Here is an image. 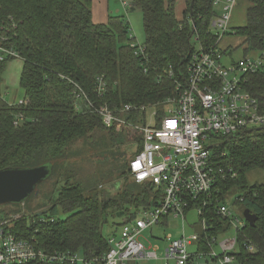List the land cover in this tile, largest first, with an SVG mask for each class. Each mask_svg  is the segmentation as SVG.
<instances>
[{
  "label": "trees",
  "instance_id": "obj_1",
  "mask_svg": "<svg viewBox=\"0 0 264 264\" xmlns=\"http://www.w3.org/2000/svg\"><path fill=\"white\" fill-rule=\"evenodd\" d=\"M177 1L131 0L128 5L142 14L144 61L130 47L129 25L123 16H109L106 24L92 21L94 0H0L1 43L23 62L19 86L26 101L11 105L4 99L5 72L14 58L1 60L0 170L52 167L23 204H6L26 207L27 201L33 200V212L18 209L4 215L23 213L10 225L15 236L34 240L45 252H70L76 257L81 253L84 260H90L104 256L108 239L117 235L106 238L101 233L110 217L123 212L122 221L128 222L141 209L158 205L161 195L151 185L131 180L128 162L121 165L132 145L136 146L133 155L141 151V132L135 126L144 124L146 113L132 112L131 125L120 132L107 130L98 115L75 110V92L78 86L98 107L111 110L124 105H155L157 116H161L157 107L177 98L176 83L185 85L187 80L189 59L195 51L192 37L203 50L215 43L211 30L215 0H183L181 20L175 14ZM246 1L245 22L227 32L241 39L245 54L259 52L264 45V0ZM100 77L106 86L102 98L95 94ZM242 88L264 111V68L243 76ZM106 141L109 146H105ZM88 150L114 159L110 168L104 162L99 175L107 177L116 170L125 183L119 187L116 181L108 184L111 179L92 180L96 170L81 174L75 161L84 163L90 158L93 153ZM212 162L236 173L235 178L221 181L220 197L236 193L235 204L256 217L253 225L245 221L235 233L232 255L236 263L264 264V184L247 180L254 170L264 173V127L218 139ZM61 213L67 216L60 219ZM211 216L216 228L207 233L198 231L197 250L203 253L209 251L208 244L217 231L229 227L224 219ZM245 245L253 246L254 252L249 253Z\"/></svg>",
  "mask_w": 264,
  "mask_h": 264
},
{
  "label": "built area",
  "instance_id": "obj_2",
  "mask_svg": "<svg viewBox=\"0 0 264 264\" xmlns=\"http://www.w3.org/2000/svg\"><path fill=\"white\" fill-rule=\"evenodd\" d=\"M220 2L215 0L214 6ZM122 5L124 8L128 6L125 2ZM236 5L237 0H224L223 14L215 15L211 23L214 45L206 50L201 47L195 49L188 65L185 85L176 83L179 95L161 103L165 105L160 108L161 116H157L155 105H124L115 110L107 106L98 107L76 86L75 110L80 112L85 109L98 115L106 129L114 128L120 132L123 127L131 125L129 118L132 112L146 113L144 124L135 126L141 132L142 147L129 159L128 171L136 184H149L161 195L157 206L141 209L132 220L122 221L119 233L108 239L109 249L104 256L83 259V264H128L157 260V247L147 249L139 238L147 229L160 226L163 221L166 226L169 218L184 222L190 211L197 213L199 231L203 233L216 228L211 215L224 219L229 223L228 229L234 226L236 232L244 227L245 220L233 218L225 203L228 195L220 197L221 181L235 178L236 173L230 167H218L212 162V151L218 146V139L264 127V111L242 88L243 76L264 68V45L256 58L241 59L230 68L222 64L226 50L221 45L229 31L230 14ZM1 40L0 61L8 57L20 59L16 52L3 46ZM130 47L137 56L146 60L143 45L133 42ZM168 75L171 77V72ZM105 87L103 78H98L95 94L99 98L104 96ZM21 104H26V101H19L18 105ZM147 112L152 121H148ZM22 215L0 217V264L78 263V257L70 252H45L36 247L34 240L18 238L10 232L9 228ZM222 230L225 229H219L217 234L226 232ZM198 235V232L189 236L183 233L177 239L167 235L169 243L161 258L165 261L163 264H190L194 258L205 257H209L214 264H237L232 255L236 246L235 237L219 243L212 237L207 253L197 249L190 252L189 247H197ZM216 244L220 248L219 253L214 250ZM245 246L249 253L254 252L253 246Z\"/></svg>",
  "mask_w": 264,
  "mask_h": 264
},
{
  "label": "rangeland",
  "instance_id": "obj_3",
  "mask_svg": "<svg viewBox=\"0 0 264 264\" xmlns=\"http://www.w3.org/2000/svg\"><path fill=\"white\" fill-rule=\"evenodd\" d=\"M221 1L218 5L214 6V11L216 12V15H222L223 14V6H224V0H218ZM125 2L127 5H131V0H108L109 3V16H123L124 20L129 25V33H128V39L132 40V43H138L140 45H144L145 37H144V31H143V23H142V14L138 9L130 10V6L123 7L122 3ZM249 3L246 0H239L237 3L236 8L234 11H231V19L230 22L234 24V27L236 28L239 26H242L245 22V13L246 8L248 7ZM177 9L179 8V2L176 3ZM175 6V9H176ZM108 16V17H109ZM228 42V43H227ZM241 39L236 36H225L222 41V48L226 50L224 58L222 60V64L226 68L232 67L233 63H236L237 61L244 59V58H256L260 55L259 52H248L247 54L244 53L243 48L240 47ZM191 43L193 47L198 50L199 49V43L196 41L195 37H192ZM224 44V45H223ZM234 46H237L235 49H231ZM230 47V49L228 48ZM16 61V59H12L8 62L7 69L5 72V82H4V99L9 102L11 105H17L19 101L25 100L24 97V91L22 88H20L19 83L14 84L13 86H10L7 88L6 80L8 77V70L10 67V64L12 62ZM165 107V105L157 107L158 109ZM147 119L148 121H152V118L150 117V113L147 112ZM108 130V129H107ZM105 146H109V143L106 141ZM76 147V146H75ZM101 147H104L101 145ZM136 150V146L132 145L128 150L125 151V154L121 160V165H124L126 162H128L129 158L133 155V153ZM69 152V151H68ZM87 152H92V156H88L90 158L85 159L84 163H79L77 160L75 161V168H78V171L81 174H92L94 170H96L95 176L92 178V180H104L108 182L110 180L112 183L116 181L121 187L125 180L119 178L120 172L116 170H112L111 174H109L107 177H104V175H99V171L103 168L104 162L107 161V164L110 167L114 166V159L108 155H104L100 151L96 150H88ZM97 154V155H96ZM96 155V156H95ZM73 161L69 163L70 165H73ZM104 178V179H103ZM247 180L250 184H264V173L260 170H254L247 175ZM44 188V187H43ZM238 195L236 193L229 194L225 198V203L227 204L229 210L232 213L233 218L244 220L243 218V212L244 207L239 204H235V197ZM40 200H38L39 202ZM21 209L26 213L33 212L34 206H33V200H28L26 203V207H22V205H1L0 206V217L4 218L5 214H8L12 210H18ZM67 216L65 213L59 214L60 219H64ZM122 223V218H112L110 217L106 223L101 229V233L104 237L108 238L110 235L118 234L120 230V226ZM199 221L197 217V213L195 211H190L187 213L185 221L181 222L180 220L168 219V224L166 226H153L151 229H147L142 236L139 238V242H141L145 248H151L154 249L157 247V254L158 259L157 260H148L153 264H163L165 261H163L161 258L164 257L165 254V248L168 245V241L166 239L167 235L172 236L173 239L179 238L183 233L187 236H189L193 232L199 231ZM236 230L234 226L230 227L226 232L223 234H219L215 236L216 242L219 243L220 241L224 239L233 238L235 236ZM194 247H189V251H193ZM214 250L219 253L220 248L216 244L214 245ZM78 257V263L77 264H83V256L81 253H77ZM128 264H133V262H129ZM169 264H174V262H169ZM190 264H214L209 257L205 258H194L193 261Z\"/></svg>",
  "mask_w": 264,
  "mask_h": 264
},
{
  "label": "water",
  "instance_id": "obj_4",
  "mask_svg": "<svg viewBox=\"0 0 264 264\" xmlns=\"http://www.w3.org/2000/svg\"><path fill=\"white\" fill-rule=\"evenodd\" d=\"M50 165L35 168H7L0 170V206L6 204H23L34 192L38 184L51 173ZM123 212L116 214L122 218ZM244 220L253 225L256 217L248 209L243 212Z\"/></svg>",
  "mask_w": 264,
  "mask_h": 264
},
{
  "label": "crops",
  "instance_id": "obj_5",
  "mask_svg": "<svg viewBox=\"0 0 264 264\" xmlns=\"http://www.w3.org/2000/svg\"><path fill=\"white\" fill-rule=\"evenodd\" d=\"M177 2H179V8L177 9V6H176L175 14H176V18L178 20H181L183 8H184V1L178 0ZM238 2H239V0H237V3ZM236 6H235V8H236ZM234 9H233V11H234ZM91 11H92V21L95 24H106L108 21V16H109L108 15V13H109L108 0H94V2L92 4V10ZM229 25H230V27H234L233 26L234 24H232L231 22L229 23ZM228 48L230 49V47H228ZM235 48H237V46H234L231 49H235ZM225 50H227V49H225ZM22 68H23V62L20 59H16V61H14L10 64V67L8 70V77L6 80L7 88H9L10 86H13L16 83H19ZM196 249H197V247L194 246V250L190 251V252H194ZM133 264H153V263H151L150 261L142 260L139 262H134Z\"/></svg>",
  "mask_w": 264,
  "mask_h": 264
},
{
  "label": "bare ground",
  "instance_id": "obj_6",
  "mask_svg": "<svg viewBox=\"0 0 264 264\" xmlns=\"http://www.w3.org/2000/svg\"><path fill=\"white\" fill-rule=\"evenodd\" d=\"M7 41H5V43H6ZM8 43V42H7ZM10 57H8L7 59H9ZM11 59V58H10ZM190 60V59H189Z\"/></svg>",
  "mask_w": 264,
  "mask_h": 264
}]
</instances>
